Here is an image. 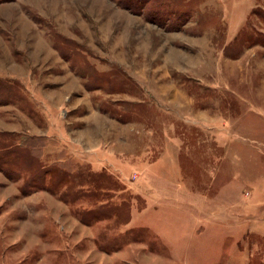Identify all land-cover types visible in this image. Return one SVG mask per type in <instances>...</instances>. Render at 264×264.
<instances>
[{"label":"rangeland","instance_id":"1","mask_svg":"<svg viewBox=\"0 0 264 264\" xmlns=\"http://www.w3.org/2000/svg\"><path fill=\"white\" fill-rule=\"evenodd\" d=\"M255 12L264 0L1 2L0 264H264Z\"/></svg>","mask_w":264,"mask_h":264},{"label":"trees","instance_id":"2","mask_svg":"<svg viewBox=\"0 0 264 264\" xmlns=\"http://www.w3.org/2000/svg\"><path fill=\"white\" fill-rule=\"evenodd\" d=\"M5 1H11V0H0V3L1 2H5ZM255 14H257V15H259V16H261L263 19H264V15H262V14H258V13H256L255 12ZM258 40V39H257ZM258 42H260V41H258ZM262 42V41H261ZM41 138L40 137H33V136H31V137H27L26 139H25V142H26V144L27 145H31V144H33L34 145V143L36 142V141H38V140H40ZM36 146V145H35ZM32 156H34V161H33V165H32V169L34 168V171H40L41 170V166H42V163H41V159H40V155H39V153L38 152H34L33 154H32ZM64 166L65 167H70L69 166V164L68 163H64ZM43 167V166H42ZM45 174H49V173H45ZM52 174H55L56 176H58L60 173H52ZM68 175H70L69 173H68ZM97 175H99L100 176V180H101V177H102V179H103V177H107V173H98ZM65 176H67V175H65ZM73 177L75 178L74 180H81V181H83L84 180V178H83V174L82 173H78V172H76L74 175H73ZM109 177V176H108ZM99 177H96L95 179H93L94 181V183H95V185H97L98 187H106V188H108V187H112L111 189H113L114 188V190L116 189V190H120V189H124L125 188V186L123 185V183L121 182V181H119L118 179H116L115 181H113L112 182V180H110L109 182H107L106 181V179L104 180V181H100V182H98V181H96V179H98ZM113 178V177H112ZM43 180V179H42ZM41 179H39V178H37V180L36 179H32V177H29L28 179H26V181H25V184H24V186H33V187H38V186H40V184L39 183H41V182H43ZM33 182V183H32ZM109 185H111V186H109ZM69 194H70V192H69ZM80 195V194H79ZM106 203H103V204H101V205H99V206H97V207H95V208H93V209H88V210H85V213H83L86 217H83V221H86V222H90L91 220H89V216H90V218H94L95 220H97V219H101L102 218V216L103 215H105V214H107L108 213V208H106V205H105ZM131 206V205H130ZM117 214L119 213L120 215H122V212H121V208L120 207H117L116 209H113ZM120 217V216H119ZM123 216H121V218H122ZM87 218H88V220H87ZM131 219V217H129V219L127 220V221H131L130 220Z\"/></svg>","mask_w":264,"mask_h":264},{"label":"crops","instance_id":"3","mask_svg":"<svg viewBox=\"0 0 264 264\" xmlns=\"http://www.w3.org/2000/svg\"><path fill=\"white\" fill-rule=\"evenodd\" d=\"M154 166H156V164H151L149 166L148 171L150 172V174H156V173H153V172H155L154 169H153ZM176 174L177 175H181V173H176ZM154 177H156V176H154ZM159 177H167V178H170L171 176L166 175V173H161L159 175ZM182 188L179 190V192L178 191H173L174 194H173L172 197L175 198V200H182V197L178 196V193H179V195L182 193V190H183ZM155 190L156 191H152V189H151V190L147 191V193L145 194L147 196V200H148V209H156V207L161 208V206H163V203H164V200H163V192H162L161 189H159V187H158V189L156 188ZM159 191H160V194L158 195ZM159 202H161V203H159ZM133 219H134V217L131 219V221L133 223H135ZM151 220L152 219L148 220L149 222H147V223L150 226H152V227L154 226L156 229H157V226H162L163 225V223H158V221H154L153 222ZM173 225H175V224H173V223L168 224L167 225L168 229L170 228V226H173ZM161 232H162V230H161ZM192 232H193V230L191 231V234H192ZM219 232H221V229H219ZM221 233H217V235L221 236ZM164 235H165V237H170V236H168L169 234L167 235V233H165ZM195 242L199 243L200 241H197L196 240ZM173 244L176 245L175 242ZM186 248H188V247H185V246H182L181 247V246H179L178 249L177 248L175 249V253L177 252V254H178V256H180V258L189 257L191 254L188 253V249H186ZM210 255L211 254H208V257Z\"/></svg>","mask_w":264,"mask_h":264}]
</instances>
